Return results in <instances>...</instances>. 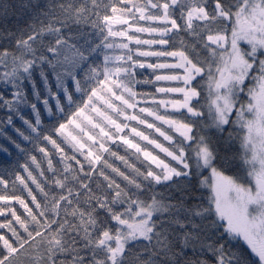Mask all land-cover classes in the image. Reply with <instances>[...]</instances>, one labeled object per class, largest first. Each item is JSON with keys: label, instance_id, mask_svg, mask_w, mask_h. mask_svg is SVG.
<instances>
[{"label": "snow or ice", "instance_id": "6c2138e0", "mask_svg": "<svg viewBox=\"0 0 264 264\" xmlns=\"http://www.w3.org/2000/svg\"><path fill=\"white\" fill-rule=\"evenodd\" d=\"M137 68L173 70L155 92L180 98L137 91ZM0 69V135L47 162L5 136L38 175H0V264H264V0H0Z\"/></svg>", "mask_w": 264, "mask_h": 264}, {"label": "trees", "instance_id": "16d2710c", "mask_svg": "<svg viewBox=\"0 0 264 264\" xmlns=\"http://www.w3.org/2000/svg\"><path fill=\"white\" fill-rule=\"evenodd\" d=\"M16 23L17 22L14 19L11 20L9 22V27L14 28V25ZM18 23H19L20 27H23L24 24L26 23V18L21 19ZM139 23L142 26H149V23H151V22L140 21ZM153 26H155V25H153ZM118 27H123V26H118ZM129 35L139 36L141 39L153 38V36H150L148 33H136L134 31H130ZM120 42H127V40L124 38L117 37L116 43H120ZM129 47L132 48L134 51L137 47H139L141 50H148V51H160V50L172 51V50H174V48L171 46H163V47L159 46V45H152V46L139 45L138 46L134 42L130 43ZM177 47H178V45H177ZM124 51L125 50L117 49L112 54L113 55H120ZM139 59L142 61H145L146 63H172V62H174L172 57H154L153 56V57H139ZM0 71H2V69H0ZM136 72L138 74L137 75L138 79H150L153 81V83H151V84H143L142 83V84L136 85L137 91L152 93L156 96L157 99H171V98L179 99L180 98V95L178 93H169V94L165 95L163 93H156L155 92L156 87H178V86H181L180 81H155L154 80L155 75L172 74L173 70H171V69H156L155 72H153V70L149 69V68H144V69L137 68ZM37 79H38V77H37ZM0 87H3V86L0 85ZM4 91H5V94H7L8 88L4 87ZM28 92H29V94L31 93L30 88H28ZM141 106H143V105H141ZM22 111H23V114L25 115L26 118L33 119V116L31 114L30 109L23 108ZM160 111L163 113L165 110L160 109ZM168 111L171 113V109H169ZM6 115H7V110L0 108V120H3L6 117ZM148 119L151 121L152 118L149 117ZM42 121H43L42 126H44V127L49 126V118L47 117L46 113H44L42 115ZM14 123H15V126L18 128H21V130H24V128L26 127L22 124V122L20 121L19 118H14ZM131 123L134 126L141 128V130H144L146 133L150 134L153 138H156L160 143L164 144L166 147L169 146V143L167 141H164L163 137H160L158 133L154 132V130L146 129L142 125H136V122H134V121ZM157 124L159 125V122H157ZM163 127L165 128V130H168L167 126H163ZM168 131H169L170 135H175L174 133L171 132V130H168ZM5 136L11 137L17 143H20L21 147L28 150V154L37 156L38 160L42 161L44 168L47 167V162H46V160H43L42 154L39 153L35 149V147L32 143H29L28 141H23L22 138L19 137L15 133V131L12 129L11 126H6V131H5L4 135H0V148H7L8 151H7V153L0 151V175L5 176L7 179H9V181H10L9 190H11V181L15 179L14 174L16 172H19L23 176L27 175L23 171V169L20 167V165H23L25 162H28L30 167L33 168L34 174H36V175H38V170L35 169L34 165H31L30 160H28V156L25 153L20 152V150L17 149L10 140L5 139ZM141 143L144 144L145 146H147L150 151H153V154L157 155L159 159H162L165 162H170L173 165L175 164L174 161H171V159L169 157H167L163 152H160L159 149H155L153 146L147 145L146 142H141ZM109 146L112 147L113 150L118 151L120 155H127L130 162L134 163L136 165V167L141 168L143 170L144 167L146 166L147 162H144L142 160V158L140 160H137L134 155H131L130 153H126L124 146H122L120 144H116V145L110 144ZM47 147L49 148L50 151L52 150L51 145H47ZM234 147L236 149H239V141L238 140L235 142ZM65 148H66V150H68L66 145H65ZM78 158L83 160V157L78 156ZM58 159H59V156L56 155L54 157V163ZM111 162L115 163L118 167L121 168V170H124L127 172L131 171L130 169H126L125 166L119 160H114V158H112ZM153 167H155V166L153 165ZM48 175H51V173H49ZM30 186L35 188V186L31 185V183H30ZM0 187H2V186H0ZM16 187H17L16 194L22 195L25 198H27L26 191L23 190V186L20 185L18 181L16 182ZM157 190L161 193H166L168 191V189H165L162 186H157ZM202 191H203V194L206 196L207 190H202ZM200 194H201L200 192H197L198 196ZM15 207H17L18 211H22V209L19 208V205H15ZM3 219H4L3 217H0V220H3Z\"/></svg>", "mask_w": 264, "mask_h": 264}]
</instances>
